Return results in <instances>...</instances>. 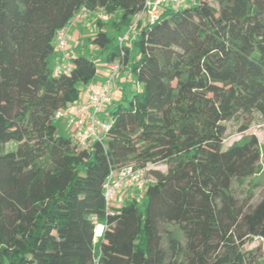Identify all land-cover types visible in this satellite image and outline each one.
<instances>
[{"label":"trees","instance_id":"1","mask_svg":"<svg viewBox=\"0 0 264 264\" xmlns=\"http://www.w3.org/2000/svg\"><path fill=\"white\" fill-rule=\"evenodd\" d=\"M146 1L0 0V264H263L244 245L264 238V195L243 204L233 185L253 196L264 151L256 135L226 149L223 140L227 121L264 120V0L165 6L123 53L111 47ZM82 6L121 12L113 36L98 21L90 40L137 83L92 150L55 120L98 74L83 54L59 74L52 65L57 33ZM159 162L168 169L150 170L143 207L132 198L107 214L111 169Z\"/></svg>","mask_w":264,"mask_h":264},{"label":"built area","instance_id":"2","mask_svg":"<svg viewBox=\"0 0 264 264\" xmlns=\"http://www.w3.org/2000/svg\"><path fill=\"white\" fill-rule=\"evenodd\" d=\"M196 0H147L144 10L136 14L133 25L127 30L120 40V49L123 53L122 46L137 35V25L149 19L154 21L161 13L162 8L169 6L174 10L186 8L195 3ZM91 15L89 9L82 6L75 14L70 26H76L78 23L86 21ZM67 29H61L56 35L57 46L60 50L65 51L68 46ZM110 73L101 83L89 84L84 98H79L76 102L69 104L55 114V120L59 121L62 117H67L68 128L71 131L73 142L80 149L92 150L94 143L104 141L106 132L110 124L103 114L113 101L116 78L122 70L119 62H113L109 65ZM70 69L69 63H60L54 67V73L59 74L61 71ZM154 181L150 174L148 165L128 163L119 168H112L109 176L104 183V197L106 201L107 214H113V202L118 198L119 192H124L127 198H143L147 186ZM126 198V199H127ZM93 220L97 222L96 228L102 226V233L97 235L95 228V238L102 236L105 224L98 223V217L95 215Z\"/></svg>","mask_w":264,"mask_h":264},{"label":"rangeland","instance_id":"3","mask_svg":"<svg viewBox=\"0 0 264 264\" xmlns=\"http://www.w3.org/2000/svg\"><path fill=\"white\" fill-rule=\"evenodd\" d=\"M121 12H118L116 14L111 15H105V13H100L99 11L95 12V15H90V17L86 20L88 23L84 26L83 30H78L80 32V37L76 40H73L72 34H74L75 30L71 29L70 27L67 29V35L70 34L68 37L69 45L73 48H71L69 51L70 56H74V54H83L91 59H94L97 63L98 72L101 71L104 64H106L107 60V53L103 52L97 45L93 44L90 40L92 36L95 35L96 31L98 30V21H103L104 23V29L106 32L113 36V30L111 27V22L115 19H119ZM118 43V40L114 38L111 47L116 46ZM132 45V40L125 43V45ZM55 50L52 55L53 58L56 57V55L66 54L67 49L65 51H62L57 46V41H54ZM133 54H136V50H132ZM53 62V60H52ZM127 72V76L124 80L125 86L122 87L121 97L119 100H116L113 104H111V108H113L116 104L123 102L124 104H127L128 101L124 98H126L127 94H129L132 90L136 89L137 83L134 81V78L131 76L129 71V66H126L123 70ZM98 75V74H97ZM82 88V85H80ZM124 99V100H123ZM107 119V117H106ZM249 123V128L245 131H242V128L244 125ZM225 125L227 127V131L224 136L223 140V148L226 149L229 146H231L233 143L236 142H243L247 140L250 136L256 135L259 143L264 151V120L260 117V115L255 112L253 114V117L248 122V117L242 115L238 119H232L230 121L225 122ZM58 132L64 135H71V131L66 128V125L63 124V122H58ZM15 145L12 143L8 146L9 149L14 148ZM149 171L152 169H158L163 172H166L168 169V165L164 162L159 163H149L148 164ZM253 182H260V185L256 186L253 191V196L249 197V189L251 188L250 184L246 183L244 185H238L236 182L234 183V193L239 198L241 203L243 204H257L261 198L264 195V172L262 174H259L255 176L252 179ZM119 199H116L112 204L113 206L117 204L116 207H119L123 204H125L129 199L127 198V195L124 192H119L117 194ZM127 198V199H126ZM140 203V205L143 207V200ZM181 238H183L182 233H180ZM95 240L97 241L98 238L96 237ZM244 249L248 252H250V256H253L258 262H263L264 264V238L261 237H254L251 238L246 242L244 245Z\"/></svg>","mask_w":264,"mask_h":264},{"label":"crops","instance_id":"4","mask_svg":"<svg viewBox=\"0 0 264 264\" xmlns=\"http://www.w3.org/2000/svg\"><path fill=\"white\" fill-rule=\"evenodd\" d=\"M100 13H104V12H102L101 10L99 11ZM93 15H95V13H93ZM86 23H88L87 21H84V22H82V23H78L76 26H68V28L70 27L71 29H74L75 31V33L74 34H72V38H73V40H76V39H78L79 37H80V30H83V28H84V26L86 25ZM67 28V29H68ZM79 30V31H78ZM70 34H68V36H69ZM72 47L69 45L68 46V49H67V52H66V54H61V55H56V57L55 58H53L52 57V60H53V62H52V65L55 67L56 65H58V64H60V63H68L69 62V60H70V54H69V50L71 49ZM73 49V48H72ZM75 55V54H74ZM73 57V56H72ZM113 62H117V60H114V61H108V60H106V64H104L103 65V67H102V69H101V71L100 72H98V75L94 78V80L91 82V83H101V82H103L107 77H108V75H109V73H110V67H109V65L111 64V63H113ZM126 76H127V72H125V71H123V70H121V73L119 74V76L116 78V82H115V91H114V95H113V101H112V103L111 104H113L116 100H119L120 99V97H121V92H122V87H124L125 86V83H124V80H125V78H126ZM90 83V84H91ZM88 86H89V84L88 85H86V86H83L82 87V91H81V95H80V98L82 99V98H84V94L86 93V91H87V88H88ZM111 104H110V106L108 107V109H107V111H106V113L105 114H103V117L104 118H109L110 117V107H111ZM58 122H63V124H65L66 125V128L68 129V130H70L69 128H68V119H67V117H62ZM119 197L120 196H118V198L117 199H119ZM115 206H117V204H115Z\"/></svg>","mask_w":264,"mask_h":264},{"label":"bare ground","instance_id":"5","mask_svg":"<svg viewBox=\"0 0 264 264\" xmlns=\"http://www.w3.org/2000/svg\"><path fill=\"white\" fill-rule=\"evenodd\" d=\"M96 234L97 235H100L101 233H102V226H98L97 228H96Z\"/></svg>","mask_w":264,"mask_h":264}]
</instances>
